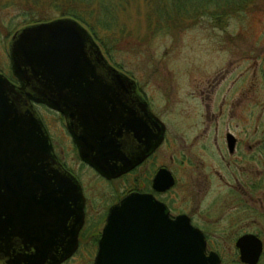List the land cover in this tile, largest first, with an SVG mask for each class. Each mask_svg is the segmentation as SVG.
Here are the masks:
<instances>
[{"label": "water", "instance_id": "water-1", "mask_svg": "<svg viewBox=\"0 0 264 264\" xmlns=\"http://www.w3.org/2000/svg\"><path fill=\"white\" fill-rule=\"evenodd\" d=\"M8 48L18 84L0 73V264H61L77 249L84 196L55 156L33 103L60 112L81 160L114 178L139 159L111 142L107 107L134 81L73 18L24 26ZM244 240L253 245L255 263L260 241ZM94 263L220 264V258L206 251L204 235L188 218L171 219L151 196L130 193L110 208Z\"/></svg>", "mask_w": 264, "mask_h": 264}, {"label": "flooded vegetation", "instance_id": "flooded-vegetation-1", "mask_svg": "<svg viewBox=\"0 0 264 264\" xmlns=\"http://www.w3.org/2000/svg\"><path fill=\"white\" fill-rule=\"evenodd\" d=\"M259 25L250 22L245 65L184 70L182 96L175 98L182 107H173V114H167L170 104L156 89L148 92L112 65L134 86L116 92L122 97L107 107V133L125 157L139 159L117 177L106 178L81 160L60 112L33 103L51 113L46 121L36 109L55 156L80 183L84 196L77 249L61 264H95L109 210L130 193L151 196L171 219L188 218L220 264H264V22ZM256 44L263 49H255ZM98 180L109 183L110 190L97 193ZM248 235L260 241L255 263L249 262L253 245L244 240Z\"/></svg>", "mask_w": 264, "mask_h": 264}, {"label": "rangeland", "instance_id": "rangeland-1", "mask_svg": "<svg viewBox=\"0 0 264 264\" xmlns=\"http://www.w3.org/2000/svg\"><path fill=\"white\" fill-rule=\"evenodd\" d=\"M176 2L185 10L190 7L198 9L204 5L201 0H153L149 4L150 14L146 19L141 12H133L134 17L131 14L129 19L123 15L121 23H124L125 30L113 36L111 32L103 31L99 34L103 47L97 42L111 65H117L122 72L135 77L148 92L156 89L159 96L166 98L167 104L169 102L173 105L168 106L167 114L175 112L173 107H182V101L178 102L175 98L182 96L185 69L191 71L193 68L198 72L199 68L208 70V66L214 64L219 68L230 62L233 66L245 65L250 51V22L257 23L259 27H262L259 23L264 22V0L230 3L222 11L219 7L214 8L213 4H208L207 15L197 20H184L181 17L173 19L174 16L182 14L176 9ZM163 25L165 28H161ZM259 27L257 32H261ZM13 33L8 36L0 34V73L10 80L15 79L10 68L8 48ZM255 49L260 50L263 47ZM193 75L195 74L189 77L190 81ZM36 109L42 118L50 120L48 117L51 118V113L43 105H36ZM171 126L174 128L172 123ZM177 128H181V123ZM57 139L60 141L59 137ZM70 151L75 153V150ZM98 182L101 184H97L100 185L97 193L110 190L109 183L102 180ZM77 261L68 264H87L86 260Z\"/></svg>", "mask_w": 264, "mask_h": 264}, {"label": "trees", "instance_id": "trees-1", "mask_svg": "<svg viewBox=\"0 0 264 264\" xmlns=\"http://www.w3.org/2000/svg\"><path fill=\"white\" fill-rule=\"evenodd\" d=\"M152 1L153 0H0V34L8 36L22 26L68 17L83 24L93 35L95 40L103 47V41L101 42L102 39L99 36L101 32H111V36L123 32L125 30V25L121 23V17L124 15L129 19L133 15V12L134 14H140L141 12L146 19L150 14L148 13V7ZM201 1L204 5L199 6L198 9L190 7V9L186 10L176 2V9L182 14L174 16L173 19L181 17L184 20L192 18L197 20L207 15L208 12H206V10L209 8L208 4H213L214 8L219 7L222 11L227 5H231L230 3H241L242 0ZM219 2L222 3L220 4ZM148 27L151 29V26ZM163 27L164 25L161 28ZM129 34H132V30L129 31ZM111 38L116 39V37Z\"/></svg>", "mask_w": 264, "mask_h": 264}]
</instances>
